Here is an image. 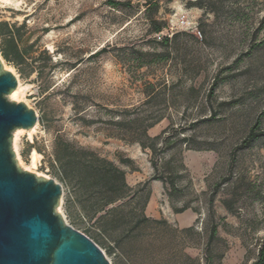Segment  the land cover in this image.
Masks as SVG:
<instances>
[{
    "label": "rangeland",
    "instance_id": "obj_1",
    "mask_svg": "<svg viewBox=\"0 0 264 264\" xmlns=\"http://www.w3.org/2000/svg\"><path fill=\"white\" fill-rule=\"evenodd\" d=\"M107 1L0 0V22L28 52L19 70L4 64L38 116L19 135V166L39 155L34 171L62 186L65 222L111 264H252L264 243V137L243 142L255 124L264 131V0H157L159 34L146 0ZM134 118L158 121L147 131L155 153L131 142ZM57 139L124 171L130 192L114 219L83 211L54 161Z\"/></svg>",
    "mask_w": 264,
    "mask_h": 264
},
{
    "label": "water",
    "instance_id": "obj_2",
    "mask_svg": "<svg viewBox=\"0 0 264 264\" xmlns=\"http://www.w3.org/2000/svg\"><path fill=\"white\" fill-rule=\"evenodd\" d=\"M0 56V264H111L87 236L68 225L62 186L23 170L13 134L38 123L37 113L9 98L18 81Z\"/></svg>",
    "mask_w": 264,
    "mask_h": 264
},
{
    "label": "trees",
    "instance_id": "obj_3",
    "mask_svg": "<svg viewBox=\"0 0 264 264\" xmlns=\"http://www.w3.org/2000/svg\"><path fill=\"white\" fill-rule=\"evenodd\" d=\"M207 1L209 0H197L195 4L203 8V4ZM158 3L157 0H146L145 2L144 13L149 23V34H159L165 27L163 22L154 18L159 9ZM107 4L113 8L123 5L112 0H108ZM126 5L130 7V4ZM161 43L167 46L170 39L163 37ZM103 51L101 50L98 53ZM27 54L28 52L20 47V37L16 35L15 26L12 27L6 22H0V56L3 61L19 70V67L26 63ZM141 121L138 118H134L132 121V123L137 124L136 134L131 142H137L143 149L149 148L152 153H155L153 142L158 137L151 138L147 131L158 121L151 124H144ZM121 124L122 122L119 123V125ZM258 137H264V131L259 129L258 124H255L244 140L243 146H248ZM147 141L152 143L146 145ZM53 157L58 166L61 179L76 188L79 193L78 199L81 202L84 200L86 204L88 203L87 206L83 205V211L88 214L91 213L92 216L103 212L104 215L100 216V220L111 216L114 219L120 208V206L114 205L126 199L130 192L124 171L95 153L76 147L61 139L55 140ZM143 220L146 221L147 218L143 216ZM252 264H264V243L259 247L257 257Z\"/></svg>",
    "mask_w": 264,
    "mask_h": 264
},
{
    "label": "bare ground",
    "instance_id": "obj_4",
    "mask_svg": "<svg viewBox=\"0 0 264 264\" xmlns=\"http://www.w3.org/2000/svg\"><path fill=\"white\" fill-rule=\"evenodd\" d=\"M7 1V0H6ZM3 67L4 69L6 70H10L3 62ZM25 92V88L22 87V85L20 84V82L18 81V85H17V88L10 94L9 98L11 100H14V101H17V102H20L22 101V96ZM36 126L35 125L32 129L30 130H23V129H18L14 132L13 134V150L16 154V158H17V162H18V165H21V161L19 159V154H18V148H17V142H18V138H19V135L20 134H24V133H28L29 135H31L32 133H34L35 129H36ZM39 162V155L35 152V151H32L31 152V155H30V158H29V165L24 167L23 166V169L27 170V171H30L32 173H35L37 174L38 176H40V174H38L37 172H35L34 170L37 168V164ZM59 209V212H60V208Z\"/></svg>",
    "mask_w": 264,
    "mask_h": 264
},
{
    "label": "crops",
    "instance_id": "obj_5",
    "mask_svg": "<svg viewBox=\"0 0 264 264\" xmlns=\"http://www.w3.org/2000/svg\"><path fill=\"white\" fill-rule=\"evenodd\" d=\"M194 219V216L190 213H186L184 215H182L179 218V221H184L185 223H187L188 225H191L192 221Z\"/></svg>",
    "mask_w": 264,
    "mask_h": 264
}]
</instances>
